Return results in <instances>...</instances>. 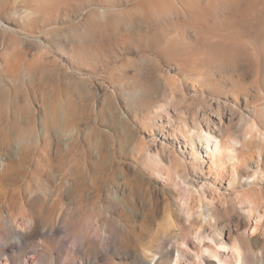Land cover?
<instances>
[{
	"label": "rangeland",
	"instance_id": "obj_1",
	"mask_svg": "<svg viewBox=\"0 0 264 264\" xmlns=\"http://www.w3.org/2000/svg\"><path fill=\"white\" fill-rule=\"evenodd\" d=\"M0 20V149L19 145L24 160L0 180V214L16 216L19 227L24 212L45 233L0 264H140L135 257L156 229L125 232V209L144 221L158 202L159 225L180 201L145 173L141 192L125 189L136 172L133 149L143 142L163 157L174 149L189 166L191 147L174 137L181 118L192 126L206 112L218 131L232 127L231 117H264V0H0ZM169 53L209 83L175 85L163 128L147 127L173 96L165 75L183 76ZM206 160L187 169L193 203L231 205L259 181L240 170L244 178L231 185L230 164L216 173ZM261 180L255 187L264 188ZM233 215L244 213L237 206ZM52 224L59 232L49 237Z\"/></svg>",
	"mask_w": 264,
	"mask_h": 264
},
{
	"label": "bare ground",
	"instance_id": "obj_2",
	"mask_svg": "<svg viewBox=\"0 0 264 264\" xmlns=\"http://www.w3.org/2000/svg\"><path fill=\"white\" fill-rule=\"evenodd\" d=\"M100 11L105 13L104 8H100ZM31 14L32 12L26 10L22 18H28ZM0 27L6 28L1 20ZM167 56H170V60L180 66V71L184 70L183 76L180 78L170 76L171 74L165 75V78L169 80L170 87L174 90V92L172 91L173 96H169L167 99V106H160L163 108L144 120L143 124L147 127L155 125L156 128H163L162 115L170 114L168 106H172L174 102L175 85L182 88L186 87L185 85H188L189 81L192 87H195L197 83H209L208 78L194 66L184 65L181 61L173 58L178 54L169 53ZM210 91L212 92L211 89ZM214 100L218 104L216 113L221 115V101L217 96ZM210 118L211 116L205 112L202 121L194 119L192 126L181 118L182 126L178 127L174 133L176 139L181 136L186 142V146L191 147L189 154L193 161H190L189 166L194 168L196 163L204 164L207 159L210 171L220 173L227 162L231 166V185L237 183L238 179L244 178L240 170L247 171L248 179L260 181L264 178V171L261 168L264 166V117L260 119L255 116H250L248 119L242 117L239 122H235L231 117L232 127L218 131L210 126ZM71 131L73 132L74 129ZM62 135L64 141L69 140L66 138L69 137L68 134ZM133 150L135 151L133 159L135 166L132 169L136 172L129 176L133 178L134 183L127 175L124 180L125 189H129L131 192H141L142 187L137 181L139 174L145 173L147 178H158L163 180L166 185L173 186L178 192L176 198L180 201V203H176V211L171 212V209L168 212L165 211L163 222L159 225H157L158 202L150 210L149 218L144 216V221L138 220L137 217L140 213L137 215L136 210L129 207L125 209V220H122L123 225H121L125 232H136L138 227L144 228L145 223L154 224L152 227L156 229L152 235L154 241L151 247L142 249L135 257L140 264H264V188L255 187L258 186L259 181L256 184L255 182L248 184L243 189V193L237 195L238 201L231 205L219 208L212 207L210 203H204V201L197 204L191 201L196 192L191 189L187 173L189 166L185 157L170 148L167 149L166 157H163L160 154L152 153L143 142L137 144ZM18 152H21L19 145L10 146L4 155L0 149V180L15 159L20 158L21 163L24 162L22 156H17ZM97 152L100 157H104L105 153L102 150ZM19 153L18 155H20ZM200 194L204 196L203 191ZM237 206L240 207L244 216L233 215L237 211ZM22 215L23 223L17 227L18 218L16 216L0 214V258L7 256L10 250L13 251L20 246L29 248L33 245L34 239L45 235L44 230L42 231V228L35 224L30 217L24 212ZM252 220H255L256 223L251 234ZM76 223L78 222L76 221ZM58 232V227L52 224L49 226L47 235L54 237ZM12 236L17 241H11L14 239ZM103 238L100 242L106 246L109 239L106 236ZM169 241L174 243L172 249H167ZM35 251L37 252V250ZM35 251H33L34 254Z\"/></svg>",
	"mask_w": 264,
	"mask_h": 264
}]
</instances>
